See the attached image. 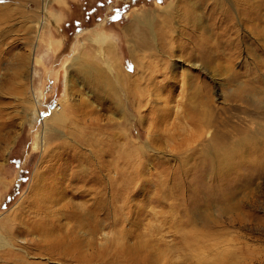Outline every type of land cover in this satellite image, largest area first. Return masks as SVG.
Here are the masks:
<instances>
[{
  "label": "rangeland",
  "instance_id": "rangeland-1",
  "mask_svg": "<svg viewBox=\"0 0 264 264\" xmlns=\"http://www.w3.org/2000/svg\"><path fill=\"white\" fill-rule=\"evenodd\" d=\"M46 2L43 13V0H0V240L13 246L0 264H264V0L247 11L240 0ZM143 15L153 41L141 52L123 30ZM77 58L97 63L79 76ZM70 75L75 101L89 98L48 123L55 139L42 158L41 118ZM26 101H39L40 121ZM39 160L47 178L64 172L63 191L84 192L41 193L59 200L42 219L53 234L69 223L62 205L102 202L81 262L37 249L43 235L30 224L43 214L28 206ZM78 172H96L98 190L76 188Z\"/></svg>",
  "mask_w": 264,
  "mask_h": 264
},
{
  "label": "bare ground",
  "instance_id": "bare-ground-1",
  "mask_svg": "<svg viewBox=\"0 0 264 264\" xmlns=\"http://www.w3.org/2000/svg\"><path fill=\"white\" fill-rule=\"evenodd\" d=\"M240 1L245 3V5H246V9L245 10L247 11V8H249L251 6L250 0H240ZM46 5H47L46 0H43V5H42L43 13L45 11ZM254 5H256V4H254ZM241 8H243V7H241ZM245 10L243 9V11H245ZM246 11H245V13H247ZM171 14L172 13H170V14L167 13V14H165V16L170 17V16H172ZM248 20H249L248 23L251 24V26L253 28H255L254 26H256L255 25L256 21L255 20H250V19H248ZM43 25H44V18L40 19L38 21L37 26H36L37 27V32H39V30L42 28ZM138 25H141V28H138ZM149 25H150L149 19L146 16H144V20L140 21L137 18L136 19H132L131 24L129 25V27L128 26L125 27V29L123 31L125 33V37L128 40H130L131 43H132L131 44L132 45L131 48L133 47L136 51H141V52L145 51V49H147V48H150V51L152 50L151 49V40L153 41V39H152L153 38V32H150L151 31V27ZM144 28H145L146 32L143 31ZM196 28L198 29V26L197 27L194 26V30H196ZM133 35L135 37L134 39H132ZM206 39H208V37ZM93 42L94 43L97 42L98 45H99V43L103 42V40H101V38H99V36H98L97 39H95ZM106 45L109 46V44H106ZM133 52H135V51H133ZM110 54L115 58V60H117L116 56H115V53L112 54L110 52ZM73 63L75 64L74 66H76V68H77V72L81 73V72L85 71L87 68L94 66L97 62L93 61V62H91L92 64L88 63V62H86V63L83 62L82 63V61L78 60V58H77V59H75V61ZM107 70L110 72V67L109 66H107ZM75 73L76 72H74V74ZM80 73H79V76H81ZM124 74H126V73H124ZM73 78H75V75H70L69 78L68 77L65 78L63 97L61 98L60 101L56 102L51 107V109L46 114L44 119L41 118V121H42L41 123L43 125V129L41 130L40 134L38 135L36 142H37L38 146L43 147V150H42L43 156H42V158H44L45 156L51 154V153H47V151H49L47 149V147H48V144H50L55 139V138H53L52 136H50L46 132V128L48 126V123H50L51 126L52 125H58V126L63 125V123H62L63 119L66 118L69 121L70 115H71V112H72L71 109L73 108V105H80V104L84 103L85 101H87V99L89 98L88 95L82 93L83 97H80V95H79V98H78V102L79 103L77 101H75V99L72 97L74 92H76V87H72V79ZM81 79H83V78L81 77ZM120 81H121V79H120ZM80 94H81V92H80ZM26 103L29 105V107L27 108L28 111H29V114H27V116L29 118V121L32 120V119H33L34 122L35 121H40L39 120L40 115H39L38 108H34L35 104L36 105L39 104V101H37L35 104H34L33 101H31V102L26 101ZM67 110H69V112H67ZM31 117H32V119H31ZM76 122H77V120L73 119L71 124L76 123ZM54 131L58 132L57 129H54ZM58 133L61 134L60 132H58ZM219 137H218V139H219ZM227 142H229V141H227ZM87 144L91 145V143H87ZM54 147H55V145H54ZM63 147L64 146L59 143L58 148L60 149V148H63ZM211 147H210V149H211ZM231 147H233V146H231ZM73 149H74V153L77 155L78 154L77 147H75V148L73 147ZM220 150H221V153H220V155L219 154L218 155L221 156V157H218L216 159V166H217V168L219 170H220V168L222 169L224 167V160L228 159V155H227L228 154L227 153L228 150L226 151V142L222 141ZM233 150H234V148H233ZM93 152H94L93 156L95 158L97 156H99L98 153H101V151H98L96 149H94ZM91 153H92V151H91ZM215 153H216V151H215ZM40 166H41V160L38 161V165H37V167H36V169L34 171L32 179H31L30 187L34 191L35 195L32 196V199H34L33 200V204L29 205L30 207L28 206V208L32 207V211L34 213H39L40 212L41 214H43V217L40 219V223L39 224L37 223V225H36L35 222L30 224V229H31L30 231L31 232H35L36 230H38L43 235L44 244H39L37 249L39 251H42V252L47 253L49 255H55V250H56V251H59L58 253H60V255H59L60 259L63 260V261L81 262L82 260L85 259V256L84 255H83L84 257L82 256L83 253L82 254L80 253V249H81L82 245L84 244L82 242V238H85L84 237L85 234H86L85 230H87V232L90 235H92V234H94L96 232L97 226H101L100 222L102 220V217L100 216V211L103 208L102 207V202L97 201L95 204L90 205V206H85V207H84V205L80 206V204L79 205L75 204V205H71V206L68 205V204L62 205L59 208V210L60 211H65L64 212V216L66 217V219H67V221L69 223L68 224L66 223V225L64 223L63 224L60 223L61 224L60 226H61L62 229L56 231V232H58L57 235L53 234L55 231L52 232L51 231L52 228L49 229V227H45V226H47L49 224V222H47L46 220H42V219L45 218L47 215H49V211H47V209L48 208H52L53 206L57 205L58 204L57 201H59V200H57V198L56 199H52L50 197L40 196L41 193L46 191V190L50 191L51 189L53 191V189H54L55 190V194H59V196L62 199H64L65 197H68V196H71L73 198L75 197V198L81 199V198H83L82 195L84 194V192L82 190L78 194H76L78 196H74V195L69 194L66 190L63 191L62 189L64 187H66V185H64V181L65 180L63 181V179H62V176L64 175V172H62L61 169L59 168L58 176L60 177V179H58L59 177H54V176L47 178L46 177L47 175L40 174V171H39V167ZM95 177H96V172H92L91 175H88L86 172H78L75 176H68V180L74 179L75 181H77V184L75 186L78 189L81 187L80 185L83 186L84 183L86 182L87 185H92V188H91L92 191H97L99 187H98V184H97L96 180L94 179ZM45 180L47 181L46 183H44ZM74 187H73V189H74ZM45 201L48 204L41 205V203L45 202ZM33 207H36L35 210H33ZM103 210H104V208H103ZM27 211L30 212L31 210H27ZM20 213H23V212L20 211ZM50 214H52L53 217H54V215L55 216L59 215V212L52 210V213L50 212ZM52 215H50V217ZM62 219L64 220L63 217H62ZM50 225H52V224H50ZM40 229L42 231H40ZM53 230H56V229H53ZM92 239H91V241H92ZM6 247L12 249L13 246L9 245V244H6L4 242V240L3 241L0 240V250H3ZM19 257L22 258L21 256H19Z\"/></svg>",
  "mask_w": 264,
  "mask_h": 264
}]
</instances>
